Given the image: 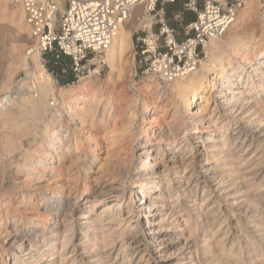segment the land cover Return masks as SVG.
<instances>
[{"label":"bare ground","instance_id":"bare-ground-1","mask_svg":"<svg viewBox=\"0 0 264 264\" xmlns=\"http://www.w3.org/2000/svg\"><path fill=\"white\" fill-rule=\"evenodd\" d=\"M258 2L207 45L200 69L165 82L176 98L168 119L140 102L137 167L126 131L101 142L91 135L96 125L109 129L113 109L99 74L57 96L36 47L27 52L17 96L0 99V264H264V31L253 42L252 26L241 23ZM10 3L19 8L14 22L30 30ZM143 11L135 9L106 53L110 82L124 77L135 32L151 27ZM6 59L1 53L0 84ZM93 78L98 93L87 86ZM132 104L125 130L136 121ZM77 132L100 166L84 164ZM129 175L135 198L122 196Z\"/></svg>","mask_w":264,"mask_h":264},{"label":"built area","instance_id":"built-area-1","mask_svg":"<svg viewBox=\"0 0 264 264\" xmlns=\"http://www.w3.org/2000/svg\"><path fill=\"white\" fill-rule=\"evenodd\" d=\"M178 1L12 0L22 8L44 63L50 54L56 60L70 58L64 71H71L75 79L68 86L107 69V51L121 25L140 6L152 18V24L145 35L136 33L134 79L152 78L165 83L187 76L201 66L207 57V45L227 33L249 0H184L182 10L173 15L183 27V39L167 19L168 6ZM186 13L194 14L195 19L185 25Z\"/></svg>","mask_w":264,"mask_h":264},{"label":"rangeland","instance_id":"rangeland-1","mask_svg":"<svg viewBox=\"0 0 264 264\" xmlns=\"http://www.w3.org/2000/svg\"><path fill=\"white\" fill-rule=\"evenodd\" d=\"M2 5H0V54L1 53H6V62H5V66H4V80H3V84L1 83L0 85V99L4 98V97H8V96H17V93L19 91V86L25 81L24 79L26 78L27 74L26 72L22 69V64H23V60L24 58L28 57L29 55L27 54V52H30L33 50V46H35V41L32 39L31 37V31L30 30H22L20 29L17 24L14 22V17L15 15L13 14L14 11L18 10V7H13L10 3V0H0ZM250 1V0H249ZM184 3V0L177 2L176 6H171V16L167 17V19L169 20V25L173 28H175L180 35V38L183 39L185 37L184 34V30L183 27H181V25L176 22L173 19V15L175 14V10L178 7H182ZM169 8V6H168ZM167 8V9H168ZM244 9V8H243ZM189 16L194 17L195 15L192 13H188ZM168 16V15H167ZM243 21L241 22L242 25H251L252 26V30L251 32H249V35L247 36V39H250L254 42V40H259L261 37V33L264 31V0H259L258 5H256L255 7V11H252L248 14H246L245 17H243L242 19ZM185 24V23H184ZM186 25V24H185ZM144 28V27H142ZM244 28L243 27H238L235 30H232L230 33L236 31L239 32L238 30ZM149 28H144V29H138L139 31V35H145L148 32ZM243 32V31H242ZM241 32V33H242ZM137 31L135 32V35H133V46L130 49V51L127 53L126 55V64H125V75L124 77H122L121 79L118 80H114L113 82H110L108 80L109 74L111 72L109 65L107 67V69L101 73V75H99L100 79H101V86L102 87V91H103V95L105 97H110L112 103H113V109H112V114H111V121L109 123V129H104L98 125L93 127V130L91 129V135L95 138L96 141H102L103 139H107L110 136H114L111 139H116L121 136H123L126 132V138L125 139H132L134 142V151L133 154L135 155V160L133 161V167H137L138 163H139V159L137 158V150H138V143L139 139L141 138V129L144 127V113L142 111V106L140 105L145 101H147L149 104L151 105H155V107H157L155 109L156 114H155V118H159L160 121H164L165 119H168L170 116V112H172L173 109V105L176 101L175 96L173 95V93L171 92L170 89L166 88L165 83L163 82H151L148 81L149 78H137L134 79V75H133V71L135 70V54H134V45H135V40L137 38L138 35H136ZM135 36V37H134ZM228 37V36H226ZM262 46H264V41L261 42ZM32 49V50H31ZM45 60L47 62V64L44 63V66L46 67L47 71H48V75L53 79V85H54V90L57 94V96H59L58 94L60 93V90L62 89H70L73 85L68 86V85H64L62 84L58 78L54 75H52V71L49 69V66L51 64V62L48 60V57H45ZM205 60V59H204ZM200 69V68H199ZM11 78V82H13V85L11 86V88L9 89H3V85L4 83H6L8 80H10ZM132 79L134 80V82L132 81ZM132 81V83H131ZM87 86L92 88V92L95 91V93L99 92L100 88L99 86H94V78L91 80H87ZM120 85V86H119ZM134 100L138 101V111L136 114V121L133 124L132 127H130V129L128 128L127 130H125L126 125L125 123H127L126 121H128V114L129 111L132 107V103ZM59 101H61V99H59ZM51 105H53V102H51ZM153 105V106H154ZM127 117V118H126ZM216 120L213 122L215 124ZM65 126L67 128V126L69 125L67 121L64 120ZM116 124V125H115ZM214 124H210L213 125ZM124 131H123V128ZM186 125L188 126V122H186ZM210 125H207V129H209V131H212V127ZM115 127V128H114ZM121 127V129H120ZM211 127V128H210ZM132 128V129H131ZM113 129L116 131L112 132ZM107 131V132H106ZM120 133H119V132ZM126 131V132H125ZM132 131V132H131ZM99 134H98V133ZM105 132V133H104ZM111 132V134H110ZM118 132V133H117ZM78 133V132H77ZM108 133V134H107ZM117 133V135H116ZM124 133V134H123ZM104 134V135H103ZM118 134H122V135H118ZM79 135V140H78V146H79V150L82 152L83 150L85 151V159H84V164L87 166L91 165L93 166L94 163H97V167L100 166V160L96 161L95 155H93V152H89V145L87 142H85L81 137L80 134ZM133 138H132V136ZM97 138H96V137ZM131 138H130V137ZM116 137V138H115ZM139 137V138H138ZM31 139V138H30ZM118 139H122V138H118ZM165 140H173V138H168V136H164ZM33 140H30V145H32ZM27 144L26 141V145ZM85 145V146H84ZM119 146V145H118ZM83 147V148H82ZM88 148V149H87ZM192 148L195 150L196 152V146L195 144H192ZM118 148H116V150L112 153L113 155V160H117V156H119ZM117 153V154H116ZM92 156V157H91ZM116 157V158H115ZM96 161V162H95ZM95 165V166H96ZM132 175V173H130ZM131 175L128 176V178L125 179V190L123 192L124 197H130L132 196L133 198H135V190H136V186H133L131 183ZM128 182V183H127ZM129 187V188H128ZM82 189V188H81ZM82 191V190H81ZM79 192L78 194V198L76 200L77 205H83V193ZM200 195H202V192H200ZM21 195H19L17 197V199L20 198ZM185 198L182 196V198L180 197V205H187L188 201H184ZM109 200L106 203H110ZM182 201V202H181ZM186 207V206H185ZM137 213H140L141 216H143V212L142 210H140L139 208H137V205L135 207ZM231 217V216H229ZM240 235V234H239ZM239 235H236V240H240L242 239V235H240V237H238ZM146 242L149 243L148 238H146ZM201 245V244H200ZM241 245H243V243H241ZM115 255L112 257V259H115ZM1 258L2 255H0V262H1ZM160 264V262L158 263Z\"/></svg>","mask_w":264,"mask_h":264},{"label":"crops","instance_id":"crops-1","mask_svg":"<svg viewBox=\"0 0 264 264\" xmlns=\"http://www.w3.org/2000/svg\"><path fill=\"white\" fill-rule=\"evenodd\" d=\"M182 8H183V5L182 7H178L177 10H175V14L179 12L180 10H182ZM183 19L185 21V24H189L192 21L191 16H189L188 13L185 14ZM47 57H48V60L55 67V71H52V72L62 84L68 85L74 81L75 78H74L73 73L71 71H66V72L64 71V68L69 67L71 63V60L69 57L62 56L59 60H56L55 57L51 54L48 55Z\"/></svg>","mask_w":264,"mask_h":264},{"label":"trees","instance_id":"trees-1","mask_svg":"<svg viewBox=\"0 0 264 264\" xmlns=\"http://www.w3.org/2000/svg\"><path fill=\"white\" fill-rule=\"evenodd\" d=\"M177 5V3L176 4H174V5H170L169 6V8L167 9V15H168V17H170L171 16V11H170V9H171V6H176ZM177 10V9H176ZM187 14V13H186ZM192 19V21L195 19V16L194 17H192L191 18ZM191 21V22H192ZM184 23H185V21H184ZM49 69L51 70V71H55V67L53 66V64L51 63L50 64V66H49Z\"/></svg>","mask_w":264,"mask_h":264}]
</instances>
